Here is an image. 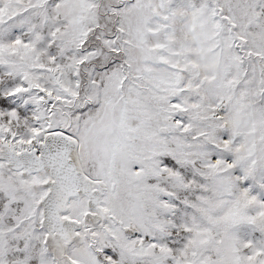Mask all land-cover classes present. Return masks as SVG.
<instances>
[{"label": "snow or ice", "instance_id": "obj_1", "mask_svg": "<svg viewBox=\"0 0 264 264\" xmlns=\"http://www.w3.org/2000/svg\"><path fill=\"white\" fill-rule=\"evenodd\" d=\"M0 264H264V0H0Z\"/></svg>", "mask_w": 264, "mask_h": 264}]
</instances>
